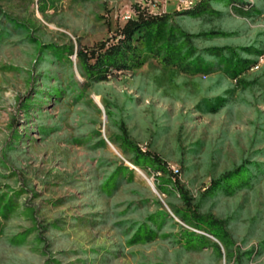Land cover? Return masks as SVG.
Instances as JSON below:
<instances>
[{
	"label": "rangeland",
	"instance_id": "374dc122",
	"mask_svg": "<svg viewBox=\"0 0 264 264\" xmlns=\"http://www.w3.org/2000/svg\"><path fill=\"white\" fill-rule=\"evenodd\" d=\"M200 2L207 4L204 14L187 13ZM138 9L168 15L169 24L192 34L203 54L220 46L234 48L243 60L258 62L264 55V0H0V264H236L240 254L248 264H264V177L253 193L207 198L211 176L197 169L200 161L190 154L197 142L219 148L225 134L231 147L226 158L216 156L218 170L240 163L244 137L254 134L256 111L264 120V91L245 98L252 107L210 115L220 104L219 93L207 90L217 75H194L191 59L180 65L176 55L167 61L166 49H159L165 41L146 46L141 39L136 42L141 68L90 85L83 99L76 92L59 101L46 92L65 86L71 71L83 87L87 80L76 51L113 37ZM216 27L225 36L203 35ZM262 73L264 63L224 78L235 87ZM98 88L127 95L130 110L145 111L142 124L134 115L127 125L143 150H164L170 170H181L179 185L170 172L134 165L110 142L109 136L120 132L109 122ZM225 98L227 106L232 96ZM178 150L182 164L176 162ZM260 150L262 143L251 149ZM259 156H249L260 164L250 165L256 178L264 172ZM118 168L116 183L106 185L105 178ZM179 186L193 200L202 198V208H219L217 215L228 219L236 234L231 257L218 239L190 223L194 207L184 203ZM143 226L156 235L137 238ZM192 232L212 243L201 251H181Z\"/></svg>",
	"mask_w": 264,
	"mask_h": 264
},
{
	"label": "trees",
	"instance_id": "16d2710c",
	"mask_svg": "<svg viewBox=\"0 0 264 264\" xmlns=\"http://www.w3.org/2000/svg\"><path fill=\"white\" fill-rule=\"evenodd\" d=\"M195 7V10L187 13L194 17H200L204 14L207 4L200 2V4H197ZM232 34H235V32ZM203 35L212 38H219L223 35L225 36L224 32L218 27L211 28L203 33ZM192 38V34L179 31L174 28L173 25H170L168 15H155L138 9L134 15L127 18L124 25L119 28L118 32L113 37L99 42L94 47L90 48L82 46L76 51L78 69L81 75L87 80V83L84 84L83 87H81L82 85H80V83L74 78V73L71 71V73L65 77H69L68 79L70 80L65 86H60L59 88L49 87L46 92L49 91L47 92L48 95L51 98H57L59 101H62L67 96H72L76 92H78L76 98L83 99L84 93L90 85L97 86V84L108 80V77L111 75L114 76L117 73H126L141 68L144 62L142 53L140 52L139 46L136 45V42L143 39V41H145L144 45L146 46L158 45L161 41H165V43L160 44L159 49H166L167 52L165 58L167 61H173L177 57L176 55H180L178 58L180 65L182 62L191 59L188 64L194 69V75L202 74L205 77L217 75L211 80L212 82L209 84L207 90L219 93L215 98L216 101L220 100V104L218 107L211 108L208 114L215 115L217 111H221L224 108H227V112H233L237 106H245L247 108L249 106L252 107L254 103L245 98L255 99L258 93L264 91V84H261L264 82V73L261 75L256 74L248 79L239 81L238 85L235 87L230 85L227 78H224V75L229 74L230 77L237 78L244 71L252 70L257 61L243 60L232 47L224 48L213 46L205 51L206 54H203L204 52H199L198 48L193 44ZM226 50H228L227 53L225 52ZM53 52L59 54L60 50L54 49ZM73 53L74 51L71 49L68 55H72ZM205 55L213 60H206ZM67 60L70 63L69 56L67 57ZM59 81H61V79ZM237 90L238 93L235 94ZM96 93L102 96V103L109 122L117 125L118 131L120 132L117 136L118 138L115 136H109L110 142L118 146L124 157L134 165L163 173L170 172L175 179V183H178L179 185L181 183V170L177 169L176 172L170 170L168 167V160L162 155L164 150L162 149L160 153L153 150L151 147L143 150L139 146L141 139L132 134V131L127 125L128 121L133 119L130 117L134 115L135 121L138 122V124H142L143 113L145 111L141 113L138 109L134 110V108H131L130 110L128 105L130 100L127 95H112L110 92H105L100 88L96 89ZM230 95L232 96V99L226 106L223 102L226 99L225 97H229ZM117 114L120 115L119 121L116 120ZM251 126L254 129L253 137H251V139L248 134L245 135L244 139L247 144L246 148L242 151L243 154L240 163H233V168H223L222 170H218V168H220L219 162H214L216 156L219 155L220 159L224 156L226 158L228 155L227 149L231 147V141L228 144V135H222V140H219L221 141L219 148L215 146L209 148L204 144L197 142L198 144L196 146L198 148H196L195 151H190V154L200 161L198 166L196 164L198 167L197 169L200 168L202 173L205 175L210 174L211 176L210 186L206 189L205 197H215L216 195L221 198L222 196H236L244 192L253 193L256 187L261 183V178L264 177V172H262L257 178L262 177L257 179L255 176L257 174L251 172L250 165H253L258 169L260 164L252 162L249 159V156L253 153L264 158V150L257 152L251 151L255 144H264V120L261 112L256 111V118L251 122ZM261 133L262 139L258 140ZM156 135L161 138L163 133L159 134V132H157L155 133V136ZM101 143L106 145L104 140H102ZM249 143H251L250 146ZM233 144H235L234 140ZM167 157L170 158L171 154H167ZM183 159L184 154L182 155V152L178 150L176 162L182 164L184 162ZM168 169L169 171H167ZM120 174L121 168H118L108 175L105 178L106 185L116 183ZM179 187L184 203L190 208L192 206L194 207L193 220L190 221V223L195 228L204 230L218 239L224 246L227 256L231 257L232 247L230 246V241H232V238H236V234L232 232L228 219H225V217L222 216L223 213L222 215H217V213H221L219 208L216 211L213 209L202 208V198L195 201L189 196V192L186 188L183 186ZM155 235L156 234L152 228L146 229V226H143V229L137 232L136 237L143 238V236H146L147 238H152ZM262 235H264V232H261V236ZM210 242L211 240L208 237L192 232L187 235V240L182 244L181 251H201L204 245ZM261 243L262 246H264V239ZM213 246L217 255L221 256L222 252L220 247L215 243H213ZM236 264H248V261L243 259V256L240 254L239 258L236 260Z\"/></svg>",
	"mask_w": 264,
	"mask_h": 264
},
{
	"label": "built area",
	"instance_id": "2783aa9c",
	"mask_svg": "<svg viewBox=\"0 0 264 264\" xmlns=\"http://www.w3.org/2000/svg\"><path fill=\"white\" fill-rule=\"evenodd\" d=\"M264 63V55L261 56L260 60L256 63V65L252 68V71L259 70L262 64Z\"/></svg>",
	"mask_w": 264,
	"mask_h": 264
}]
</instances>
